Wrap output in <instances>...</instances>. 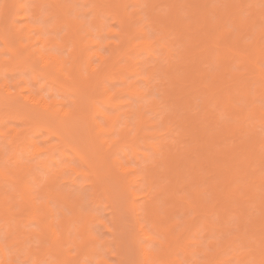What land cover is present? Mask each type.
Here are the masks:
<instances>
[{
    "label": "bare ground",
    "instance_id": "6f19581e",
    "mask_svg": "<svg viewBox=\"0 0 264 264\" xmlns=\"http://www.w3.org/2000/svg\"><path fill=\"white\" fill-rule=\"evenodd\" d=\"M71 1L5 0V3L3 2L0 6V16L2 17V19H0V29H2L0 40L3 42L4 46H14L11 45L12 42L10 43L8 36L6 35L8 27L12 26L13 30L18 35L17 37H20V40L18 39L20 46H41L37 48L35 47V54L34 52L33 54L35 57L37 54L39 59L45 60L46 62V64H44L46 65V70L43 68L45 70L44 72H38L33 66L32 55L21 57V55L15 54L13 60L10 61L11 63L8 61L9 64L7 63L8 59L2 60L0 58V264H24L25 260L27 258L29 259L31 256H34L36 259L33 264H39L44 254H55L56 252V254H59L62 252L65 255L68 250H64V245L66 246L69 243L74 244V241L78 246V253L76 256L74 254L75 258L80 254L81 257L82 255L88 257L94 254L98 255L97 251L99 249L97 250L96 244L102 239H99L92 231L91 226L94 221H100L101 218L100 216H96L93 210H83L84 197L81 192L82 190H78L79 179L77 178L85 176L87 179L91 180L90 176L93 175L95 177H93L94 183L91 182V184H94L93 187H95V190L91 193V200L94 197L93 195H95L96 198L97 191L105 184L102 183L103 185H101V187L99 186L100 181L102 182L103 180V178L101 180L100 177L101 173L99 175V171L94 166L95 164L87 159L89 156L86 158L84 155L85 153L82 152L83 149H80L77 144H74L75 141L76 143L83 145L84 149L87 147L88 149L92 148V152L95 154L93 157L102 160V165H106V162L108 163L107 157L111 158L114 153L118 154L119 149L124 150L125 147L132 148L131 150L134 152L133 155L136 157L137 165L140 163L138 155L142 154L145 157V164L137 167L126 166L122 160L118 159V157L115 158L117 155L110 161L111 163H116L119 166V169L125 174H132L128 190L130 200H128L130 202V209L134 214L136 231L132 237H134L135 242L141 251L140 264H174L176 259H174V257L177 255L178 250L185 253V257L187 258L194 252L203 251L205 260L200 262L195 259V264H231L230 260L232 257L236 258V253H231L230 251L232 249L236 251L235 247L238 242L246 244L248 242V246L251 248L249 252L250 258L255 256L253 259H257V262L256 260L254 261L257 264H261V261H264V103L262 100H260L261 103H257V101L259 102L260 98L264 101V41H262V38L264 37V14L257 13L256 9L253 18L243 20L242 16L239 14L243 11L244 6L246 7V4L248 5L249 0H230L229 3L226 1L227 4L224 3L226 7L222 10L223 12L221 11L222 14L216 12L219 8H217V10L216 8H211L212 5L208 3L209 0H186L184 4L180 2L181 0H168L169 2H167L170 4L169 7L171 9L169 10L170 21L173 22V26L177 32L176 36L181 38L183 36L182 29L184 30L185 27H189V29H194L196 33L194 34L196 35V39L194 36L195 40H192L191 42V44L193 43L192 46L205 47L204 50L202 49L204 54L201 53L202 51H200V54L195 53L197 59L194 55L195 57H192L193 61L187 65L188 68L186 71V66L182 69L186 73L179 77L175 74L176 71L179 74L178 68L177 70L173 68L176 65L173 64V62L179 60L176 59V61H172V58L174 57L173 51L168 47L171 45L165 40L171 32L166 28V25L162 24L166 21L164 22L163 19H161L162 15H158L160 12L156 14L157 10L160 9H157L154 5V0L150 1L154 3V7L151 8V13L156 17V21H154V19L153 22H155V24L157 22V24L160 25L158 26L160 34L158 32L154 37L147 36L148 32L146 33L145 28L142 27L143 24L141 27L138 26L139 30L136 32L134 31V36H132L133 34L130 30H133L132 23L125 21L124 17L126 16V13L127 15L130 14L132 21V18H136L135 15L140 11L137 9L128 13L124 6V0H73L74 3L77 1H83L84 5L92 6L91 10L93 11L94 16L93 19L88 22L83 21V17L82 19L79 17V15L82 14L79 13V11L76 12V15H74L75 17L71 15L72 11H75L76 9ZM109 1L112 2L109 4ZM134 2L138 4L139 0H134ZM144 2L145 1H143V3ZM251 2L254 4V1L251 0ZM146 6L148 5L146 4ZM263 6H261V8ZM182 7L185 9L182 11L184 12L187 10L188 14L186 15L191 17L190 19L192 20L186 22L183 19V15H180V13H182L180 10ZM256 7L258 6L256 5ZM145 8L143 5V9ZM155 8L157 9L156 13ZM212 11H215L216 14L219 13L222 16V20L229 19L228 21H232L231 23L236 26L238 32L235 34L233 30L225 28L222 24L224 22H213L210 16ZM103 13L107 14V16L112 15L114 19L119 18L118 20L121 22L119 25L120 28L117 30L111 29L110 27L106 28V19ZM164 15H166V13ZM103 16L104 18H102ZM196 16H198V19L199 16L202 18V20L199 19L202 21L201 23L199 21V24L194 22L193 19ZM154 17H152V19ZM152 19L150 16V20ZM16 20H22L23 24L19 26L16 23ZM87 23H89V26ZM1 24L3 25L2 27ZM168 25L170 24L168 23ZM64 26L68 27V31L64 35L59 36L58 33ZM91 26H93V29ZM94 27L97 29V32H94ZM171 27L172 25L169 28ZM256 31L258 34H256L255 39L253 40L252 37L253 41H248L247 43L245 37L255 35ZM104 32H106V34L111 32L121 35L120 41L114 42V46H118L119 50L115 49L117 53L115 52L116 58L114 60L111 58L114 56V51L109 55H104L102 52H96L101 56L103 61L101 62L102 64H98L100 67L98 65V68L97 66H95L96 68L93 67L94 69L92 70L95 72L94 75L93 72L91 73V76L89 75L88 78L92 77L90 80L84 79L83 65L87 64L85 66L89 69L91 61L89 60L90 62H88V60H85L87 55L85 52V54L82 53L81 50H83V48L80 51L78 50L76 55L74 54V58H66L61 54L46 52V46H69V41H71V44L74 46H111L113 41H104ZM192 32L194 33V31ZM139 34L141 35V39L135 44L131 37L135 39V35L139 36ZM117 36L119 37V35ZM23 39H26L27 42L24 43ZM157 44H160L161 47L163 46L167 51L165 59H167L168 68L167 64L165 65L166 60H164L165 63L163 64L166 66V71L164 70V72L161 70V72H164V76L167 72L170 75V77L168 75L169 79H173V82L176 84L173 90L171 89V92L168 94H177L180 99V101L177 102V107L181 104H185L188 106V109L186 106L183 107L191 112L192 108L190 109V107L193 106L192 101L195 96L198 95V98L201 96V98H203L204 95L205 103L203 101L202 104L204 105L203 107L206 108L205 113L210 111L214 104L217 105V103H219V105L222 103L221 105H224V108L226 105V107L231 110L229 117L232 118V122L227 123L225 120L226 123H221L220 125L216 118L217 121L214 119L211 120V118L209 119V115H207L208 118H203L200 114L201 111L197 112L195 111V108L192 112L195 114L198 113L199 115L192 114L191 112V114H187L185 117V127L190 132V135L188 136L187 133L184 135L190 137L193 134V142L196 141L195 143L197 144L194 146H197L198 148L202 145L200 141H204L205 144L207 143L206 146L204 144V148L208 147L205 154L203 153L206 151V148L205 151H202L203 153L199 151L201 148L197 151V147H195L196 149H194V151L190 150L191 146L189 147V150H183L181 152L179 150V152L175 153L178 151L176 150L173 153H167L161 147V150L164 152L160 157L159 155L162 151H160L159 147L163 144L158 147L159 142H157L158 145L154 142L158 133L157 131L147 130L148 128L155 127V125L151 122L150 118L147 117L148 114L146 115L147 111L155 110L159 103L156 99L149 97V99L145 100L148 95L147 93H149L153 87L151 83L154 82L152 79L156 67L155 69H152V65H154L153 63L151 65L152 70L148 69V71L144 72L147 74L143 75L144 70H139V67L141 65L144 66V62L141 59L138 60V58L136 61L133 60L134 62H132V58L131 62H129L132 64L127 63L124 67H117V56L129 55L127 53L133 48L131 46H141L145 49L148 52V61L146 62L149 63V60L157 55L155 53L156 48L154 47ZM190 47L191 46H189V48ZM164 49L162 50L164 51ZM1 53L2 50H0V54ZM157 56H160V54ZM179 56H181V54ZM88 57L86 59H88ZM157 58L158 57H153V60H156ZM211 58H214L213 61H216V69L213 67L214 71H220L219 73H211V68L208 69L210 71H206V69L203 70L204 68L202 69L201 62L203 60L208 61L209 59L211 61ZM127 59L130 61V57ZM159 59H161V57H159ZM162 59H164V55ZM141 61L143 64L140 65V63H142ZM176 63L178 64V62ZM184 63L186 62L184 61ZM233 64L237 65L239 69L238 71L233 72ZM207 67L209 68V65H207ZM16 68L24 73L30 70L32 76L29 79L19 78L12 84V88L11 82L8 80V73H10V71L13 72ZM218 68L220 70H217ZM116 69L117 71L114 72ZM173 69L175 72H173ZM123 73L128 75L131 74L132 77L133 75H137L138 78L137 80L136 78L133 79L130 83L127 81L128 84L125 86L124 83L121 82L124 88L119 87L116 88V90H111V88H109V82L105 85L106 80L110 81L112 84V81L115 77L117 79V76H120L122 81L126 82ZM160 74L162 75V73ZM172 74L173 76L171 78ZM209 74H212L210 75L211 77ZM39 76L40 78L43 77L44 82L36 88L34 84L39 81ZM128 77H130V75ZM156 77L154 78L156 79ZM141 79L147 81L145 87H138L141 84L138 85V82L142 81ZM22 83H25V86L23 85L24 87L22 86ZM47 84H49L51 88L49 89L50 96H52L55 89L59 90L60 95L63 98L61 96L60 98H46L45 96H42L41 89L48 86ZM79 84H81V87ZM163 84L165 83L163 82L162 85L159 84V86L163 87ZM177 85H181V87H177ZM123 90L127 91V93L129 92L131 94L130 97L135 98L137 103H124V105L128 104L126 105L128 106V109L122 111V109L120 110L119 108L121 103L119 101L123 99L118 100L117 98H119L118 95ZM164 91L165 90L162 91L163 94ZM71 95L73 97H71ZM18 98L24 99L31 104L30 106L35 108L41 106L43 114H41V112H36V109L29 112H19L18 104L15 105V100ZM162 98L164 99V97ZM198 102H200V100ZM68 103L69 107L67 106ZM170 103L172 104V102ZM198 104L199 103H197V105ZM124 105L121 103L122 108ZM107 106H113L114 111L111 113ZM171 106H173V104ZM159 107H162V105H159ZM215 108L216 107L211 110H215ZM155 111L157 114V110ZM155 111L153 112L155 113ZM164 111H166V109ZM185 112L186 111H184V113ZM17 113L21 115L19 116L21 120L26 121L27 127L24 129L11 128L6 130L5 123L8 122L7 120L11 115H17ZM178 115L181 114L178 112ZM178 115L177 117L174 115V117L177 119ZM163 117V120H166V117ZM55 120H57V122ZM161 120L162 119H159V121ZM178 120H180V118H178ZM248 121L249 123H246ZM246 124L249 125L245 127ZM250 124H252L251 127ZM118 125L121 126V128L119 127V133H116V127ZM59 128L62 133L67 134V138L71 136V141H73L74 138V143L68 141L66 137H63V135L56 130H59ZM166 128L167 129L165 130L169 131L168 134H171L170 131L172 128L170 124L168 126L166 125ZM93 129L95 130V133ZM42 130H46L49 137L55 136L56 139L58 138V142L53 144L50 143L45 146L40 145L37 140H35L34 135H36L37 132L42 133ZM143 132L145 138L143 141L145 140L144 142L148 146H146V148H152L151 153L146 151L139 153V151H137V146L140 144V142L137 143V140L142 137L140 135ZM114 133L118 135L115 136ZM132 133H135V136H133ZM31 134L33 136H31ZM220 137L226 140L225 143L223 139L221 141L218 140ZM151 138H154V141ZM190 139H192V137ZM6 141L10 142L9 144L14 148L15 155L13 157L15 158L18 157L16 153H19V151L25 154L30 153L33 156H44V158L39 160V164L45 166L51 159L53 151L56 148L62 149L64 146L67 149L63 148L62 153L66 154V151L71 150L82 162V165L75 166L71 164L65 169L55 171L51 178H49L46 188H44V199L38 201V195L36 196L35 191L30 186L31 179L29 176L32 170L31 164L17 159L18 161L15 164L16 167H9L7 162L8 160L10 161L12 157L8 158L6 156V148L4 147L5 145H3ZM219 142L224 143H220L221 148ZM171 144L175 146V143L171 142ZM218 144L219 147H217ZM104 145L105 149H102V146ZM165 145L166 144L164 143V146ZM167 147L170 146L168 145ZM182 148L183 147H181V149ZM125 151L126 150L123 151L124 154L128 153V151ZM197 152L201 159L198 155L194 156L195 153L198 154ZM201 155L205 156L204 158L206 160L203 159V161ZM197 157L200 160L195 168ZM95 158L93 161H95ZM221 159L224 161L222 160L223 162H221ZM204 162L207 164H204ZM254 163L258 165L257 168H259V171L261 170V172L254 170V168L257 169ZM253 164L255 165L254 167H252ZM204 165L207 167L209 166L205 169L208 170V173L205 171V174H208L206 176L202 174L204 170L200 172V169L206 167ZM186 170L189 172L188 178L190 179L191 177L193 180L191 181L194 183L193 184L188 180L187 185L191 184L190 188H192V186H195V188L193 187V189H190L187 193H183L185 192L184 190L179 193L182 188L179 186L180 183L182 182L181 185H183L184 181H187V179H184V172H186ZM62 172L65 173L62 174ZM111 176L113 177V175ZM165 176H167V178ZM163 178L169 180L167 181L165 179V182ZM60 179H64L65 182L69 181V184H72L74 188L67 191L60 189V184L58 183ZM212 179L215 180L212 181ZM142 183L143 186H146L141 188L140 186ZM204 185L209 186L207 189L211 188L210 191H212L213 198H211L210 204H208V198L203 195V192L205 191H202V189L206 190V188L201 187ZM11 187L19 192V203L18 201L13 200L10 192ZM183 187L185 188V186ZM188 187L186 186V191ZM107 190H109V188ZM52 201L54 202V205L52 204ZM58 202H60L63 207L57 206ZM17 203L18 205H16ZM65 208L69 210L70 215ZM179 212L187 215V218L184 221V226L177 218ZM192 213L196 215V219L189 217ZM27 216L29 217L27 218ZM231 216H235L239 219L236 226L231 225ZM213 217L218 218V224L213 222L215 219H213ZM28 221L37 223L38 227L29 231L23 229L22 224L26 225L28 224ZM76 221L82 222V225H76L77 227L81 225L77 230L80 240L77 239L78 237L72 239L70 236L71 225L76 223ZM101 223L103 224V222ZM199 224L208 227L211 236L214 238L209 241V250H204L201 247L196 250H191L189 248V244H199L198 241L189 240L188 237L191 233L196 234L195 231H198ZM228 224L231 226L229 225L226 227ZM233 225H235V223H233ZM231 229L234 230L232 231ZM227 230H231V232L225 235L224 233ZM226 233H228V231ZM21 235L23 236L20 237ZM33 236L39 238L41 247L37 249L29 248L27 254H25L27 258L23 259L21 257V252L26 248L25 244L27 240H30ZM46 240L49 245H45ZM244 257L242 253L239 262H243ZM64 260L66 259L64 258ZM176 261L178 264H181L180 259H176ZM74 264L87 263L76 262ZM99 264L110 263L102 258L99 261Z\"/></svg>",
    "mask_w": 264,
    "mask_h": 264
},
{
    "label": "rangeland",
    "instance_id": "374dc122",
    "mask_svg": "<svg viewBox=\"0 0 264 264\" xmlns=\"http://www.w3.org/2000/svg\"><path fill=\"white\" fill-rule=\"evenodd\" d=\"M11 1V0H10ZM68 2H70L71 0H67ZM126 1V2H125ZM142 1V2H141ZM139 0V3L137 4V3H135L134 2V0H124V3H125V7H126V11L128 12V13H130L131 11H133V10H137V9H139L138 11H140V12H138V14H136L135 15V17L136 18H132V21H131V17H130V14L129 15H127V13L125 14L126 16L124 17V19H125V21H127V22H131L132 23V26H133V30L132 29H130L132 32V34L133 33H135L137 30H139V27H141L142 26V24H143V26L142 27H144L145 28V31H146V33H147V36H149V37H154L158 32H159V34H160V29L158 28V26H160V25H158L157 24V22H156V24H155V22H153V20L156 18V17H154L153 16V14L151 13L152 12V7H154V5L157 7V9H160V10H157L156 8H155V13H156V10H157V13L156 14H158L159 12V14L158 15H162L161 16V19H163V21L165 22V23H162L163 25H166L167 27L166 28H168V30L171 32L170 34H169V36H168V38H166L165 40L166 41H168V43L171 45V46H168V47H170L171 48V51H173V60L172 61H176V59L177 60H179V61H176V62H178V64L176 63V62H173V64H176L173 68L175 69V70H177V68H178V72H179V74L177 73V71H176V75H178L179 77H181V75L182 74H185L186 72V69L188 68V66L187 65H189V63H192V61H193V56L195 55L196 56V54L197 53H199L200 54V51H202V49L204 50L205 49V47L204 48H202V46H192V44H191V42H192V40H195L196 39V35H194V34H196L195 33V30L194 29H189V27H185V31L182 29V33H183V36L181 37V38H179L178 36H176L177 35V32H176V30H175V28H174V26H173V22L172 21H170L171 19H170V12H169V10H171L170 9V7H169V1L168 0H154V2H155V4L154 3H152V2H150L151 0ZM143 1H145L144 3H143ZM161 1V2H160ZM168 1V2H167ZM205 1H208V0H205ZM214 1V2H213ZM218 1V2H217ZM226 1H228L227 3H229L230 2V0H209L208 1V3L210 4V5H212L211 6V8H216V10H217V8H219L218 9V11H216V12H220V14H222V10H224V8L226 7L225 6V4H227L226 3ZM235 1H237V0H235ZM252 1H254V4L251 2V0H249V3H248V5L246 4V7L244 6V9H243V11H241L240 13L241 14H239V15H241L242 16V19L243 20H249V19H251V18H253V14L256 12V9H257V13H260V14H264V0H252ZM3 2L5 3V0H0V6L3 4ZM76 2V1H75ZM112 2V1H111ZM110 1H109V4L111 3ZM142 4H141V3ZM148 2V3H147ZM159 4H158V3ZM181 3H185L186 2V0H181L180 1ZM213 2V3H212ZM258 2V3H257ZM263 2V3H262ZM71 3H72V5L74 4V7L76 8L75 9V11H72V13H71V15H76V12H78L79 11V13H82V14H80L79 15V17H81V19H82V17L85 19H83V21H91L92 19H93V11L91 10V5H84L83 4V1H77L76 3H74L73 2V0L71 1ZM152 3V4H151ZM222 5H221V4ZM225 3V4H224ZM146 4L148 5V6H146ZM154 4V5H153ZM214 4V5H213ZM217 4H218V6H217ZM143 5H144V8L145 9H143ZM209 5V6H210ZM250 5H251V9H250ZM256 5L258 6V7H256ZM169 7V9H168V7ZM261 6H263L262 8H261ZM140 7H141V9H140ZM223 7V8H222ZM247 8V9H246ZM254 8V9H253ZM187 9V8H186ZM141 10H143V11H141ZM181 12L182 13H184V14H182V13H180V15L183 17V19L187 22L188 20H192V19H190L191 17H188V15H186V14H188L187 12V10L186 11H182V10H185L184 9V7H182L181 9ZM168 11V12H167ZM222 11V12H221ZM216 12L215 11H212L211 13H210V16H211V18H212V20H213V22H219V21H221V23L222 22H224V23H226V24H224V23H222L223 25H224V27L225 28H227V29H229V30H233L234 32H235V34L238 32V29L236 28V26H234V24H232L230 21H228V20H222V16L219 14V13H217L216 14ZM106 13V12H105ZM139 13H141V14H139ZM150 13V14H149ZM166 13V15H164ZM249 13V14H248ZM250 13H252V14H250ZM149 14V15H148ZM103 15H105V19H106V21H105V26H106V28H108V27H110L111 29H118V28H120L119 27V25L121 24V22H120V20H118L119 18H113V16L112 15H110V16H107V14H104L103 13ZM250 15V16H249ZM261 15V16H262ZM150 16H151V19H152V17H154L152 20H150ZM218 16V17H217ZM75 17V16H74ZM197 17V18H196ZM196 17H194V22L195 23H198L199 24V22L201 23L202 21V18H200V16H199V19H201V20H199L198 19V16H196ZM221 17V18H220ZM102 18H104V16L102 17ZM141 18V19H140ZM0 19H2V17L0 16ZM137 19V20H136ZM198 19V20H197ZM215 19V20H214ZM135 20V21H134ZM169 20V21H168ZM118 21V22H117ZM140 21V22H139ZM154 21H156V19L154 20ZM199 21V22H198ZM153 22V23H152ZM216 22V23H217ZM229 22V23H228ZM16 23L20 26V25H22L23 24V21L22 20H16ZM90 23V22H89ZM89 23H87L88 24V26H89ZM168 23L170 24V25H168ZM145 24V25H144ZM148 24V25H147ZM155 24V25H154ZM215 24V23H214ZM90 25H92V24H90ZM172 25V27L171 28H169L170 26ZM233 25V26H232ZM3 25L1 24V27H2ZM139 26V27H138ZM231 26V27H230ZM93 26H91V28H92ZM138 28V29H137ZM158 28V29H157ZM174 30H173V29ZM93 29V28H92ZM94 29H95V27H94ZM147 29V30H146ZM188 29V30H187ZM1 30L2 29H0V33H1ZM237 30V31H236ZM67 31H68V27H66V26H64L63 28H62V30L60 29V32L58 33V35L59 36H62V35H64L65 33H67ZM135 31V32H134ZM192 31H194V33L192 32ZM94 32H97V29H95L94 30ZM105 34H104V41H106V42H112L113 41V43H111V46H74V45H72L71 43V41H69V46H46V48H47V51L46 52H53V53H57V54H61L62 56H65L66 58H74V54L76 55V52H78V50L80 51L82 48H83V50H81L82 51V53H86V55H87V57L88 56H90V57H88V59H86L85 58V60L87 61L88 60V62H90V64L89 65H91L90 66V68L88 69V67L87 66H85V65H87V64H84L83 65V69H84V71H83V73H84V76H85V78L84 79H88V80H90L92 77H90V78H88L89 77V75L91 76L92 74V72H93V70L92 69H94V68H96L95 66H97L98 64H102L101 62L103 61L102 60V58H101V56L100 55H98L96 52H98V53H101L102 52V54H104V55H109L110 53H112L113 51H114V56H112L111 58L114 60L115 58H116V56H115V49H117V50H119L118 49V46L116 47V46H114L115 45V43L114 42H118V41H120V37H121V35L120 34H114V33H107L106 34V32H104ZM234 34V35H235ZM256 34H258L257 33V31H256V33H255V35H253V36H247V37H245V40L247 41V43H248V41L249 42H252L254 39H255V37H256ZM6 35L8 36V39H9V41H10V43H11V45H14V46H4V44H3V42L0 40V50H2V53L0 54V58L2 59V60H6V59H8L7 60V63H8V61H9V63H11L10 61L11 60H13V58L15 57V54L16 55H21V57L23 56H28V55H32L33 57H32V63H33V66L38 70V72H44L46 69H45V67H46V65H44V64H46V62H45V60H41V59H39L38 57H37V54H36V57L34 56V54H35V47L37 48V47H41V46H20V44H19V41H18V39L20 40V37L18 38L17 36V34L15 33V31L13 30V27L12 26H9L8 27V31H7V33H6ZM117 35H119V37L117 36ZM131 35V34H130ZM132 36H134V34L132 35ZM194 36H195V39H194ZM131 37V36H130ZM198 37V36H197ZM252 37H253V40H252ZM118 38V39H117ZM171 38H173V39H171ZM251 38V39H250ZM131 39L132 40H134V43L136 44V43H138V40L140 41V39H141V35L139 34V36L137 35H135V39H133V37H131ZM176 39V40H175ZM190 39V40H189ZM103 40V39H102ZM131 40V41H132ZM262 41H264V37L262 38ZM23 42L24 43H26L27 41H26V39H23ZM134 43H132V44H134ZM172 43H173V45H172ZM121 46V45H120ZM159 46V47H158ZM189 46H191L190 48H189ZM116 47V48H115ZM122 47H123V45H122ZM131 47H133V48H131L129 51H128V53L127 54H129V55H122V56H117V58L118 59H116L117 61H118V63H117V67H124L125 65H127V63H129V62H131V59H132V62H134L133 60H137V58H138V60L139 59H141V60H143V62H144V66L143 65H141V64H143V62L142 63H140V65L142 66H140L139 67V70H141V71H143V75L144 74H147V73H144V72H146V71H148V69L150 70L151 69V67H152V69L154 68L155 69V67H156V70H155V73H154V77H156V79L153 77V79H152V81H154L153 83H151V85H153V87L151 88V91L149 92V93H147L148 95L146 96V98H145V100H147V99H149V98H152V99H156L157 100V102L159 103L158 104V107L155 109V110H157V114H156V111L155 110H149V111H147V113H146V115H147V117L148 118H150V120H151V122L155 125V127H151V128H148L147 130H149V131H157V133H158V135H157V138L156 139H154V138H151L155 143H157V142H159V145H158V143H157V145H158V147L161 145V144H163L162 146H160L159 148H160V151H162L161 149L163 148V150L164 151H166L167 153L168 152H171V153H173V152H175L176 150H178V151H176L175 153H177V152H179V150H180V152L181 151H185V150H189V147H190V150H193L194 151V149H196L195 147H197V146H194V145H197L195 142L196 141H194L193 142V134L190 136V137H188L190 134V132L186 129V127H185V124H186V121H185V117L187 116V114L189 115V114H191V112L192 111H194V108L196 109L195 111H197V112H199V111H201V116L204 118V117H207L208 118V116L207 115H209V119L211 118V120H215V121H219L218 122V124L220 125L221 123H228V122H232V118L231 117H229L230 115V111L231 110H229L228 109V107H226V105H225V108H224V105L222 106L221 104L222 103H220V105H219V103H217V105L216 104H214V106L211 108V109H214V107H216L215 108V110H211L210 109V111H208V112H210V113H205L206 112V108H204L203 106V101H204V103H205V100H204V95H203V98H201V97H199L198 98V95H196L195 96V98H194V100L192 101L193 102V106H191L190 107V109L192 110H190L191 112H189L187 109H188V106H186L185 104H181L179 107H177V102H179L180 101V99H179V97L177 96V94L176 95H174V93H172V94H168V93H170L171 92V89L173 90V88L175 87V83L173 82V79H169V77H170V75L167 73H165V76H167V77H165L164 76V72L166 71L165 70V68H166V64H167V68H168V62H167V59H165V57L167 56V51L164 49V47L162 48L161 46H160V44H157L156 46H154L155 48H156V50H155V53L158 55V54H160V56H153V57H158L157 59H159V57H161V59H159V60H153V57L149 60V63L148 62H146V61H148V52L145 50V49H143L141 46H131ZM161 47V48H160ZM80 48V49H79ZM119 48H121V47H119ZM158 48V49H157ZM173 48V49H172ZM243 48H244V46H243ZM162 49H164V51L162 50ZM193 49V50H192ZM136 50V51H135ZM199 50V51H198ZM31 51V52H30ZM100 51V52H99ZM198 51V52H197ZM33 52H34V54H33ZM73 52V53H72ZM166 52V53H165ZM204 51H202L201 53H203ZM84 53V54H85ZM88 53V54H87ZM117 53V52H116ZM196 53V54H195ZM73 54V55H72ZM93 54H94V56H93ZM96 54V55H95ZM165 54H166V56H165ZM181 54V56H179ZM204 54V53H203ZM203 54H201V55H203ZM73 57H72V56ZM163 55H164V59H162V57H163ZM132 56V57H131ZM194 56V57H195ZM204 56V55H203ZM128 57H130V61L127 59ZM182 57V58H181ZM185 58V60H184V58ZM90 58V59H89ZM110 58V59H111ZM179 58V59H178ZM180 58H181V60H180ZM196 59H197V56L195 57ZM37 59V60H36ZM111 59V60H112ZM122 61H121V60ZM188 59V60H187ZM190 59V60H189ZM198 59H199V56H198ZM214 59V58H213ZM213 59L211 58V61H210V59L208 60V61H202L201 63V66H202V69L203 70H205L206 69V71L208 70V69H210V70H212V71H210V70H208V71H210L211 73L212 72H215L214 71V68L213 67H215V69H216V61H213ZM90 60V61H89ZM128 60V61H127ZM164 60H166V63H165V61ZM195 60V59H194ZM126 61V62H125ZM155 61V62H154ZM161 61V62H160ZM184 61L186 62V63H184ZM213 61V62H212ZM159 62V63H158ZM8 63V64H9ZM145 63H148V64H145ZM151 63V64H150ZM154 63V65L155 64H157V65H152ZM163 63H165V65L163 64ZM214 63V64H213ZM236 64H238L237 62H235ZM41 64V65H40ZM129 64H132V63H129ZM163 64V65H162ZM181 64H182V66H181ZM209 65V68L207 67V65ZM236 64H233L232 65V70H233V72H236V71H238L239 69H238V67H237V65ZM123 65V66H122ZM152 65V66H151ZM160 65V66H159ZM203 65H204V67H203ZM99 67H100V65H98ZM98 66H97V68H98ZM146 66H147V68H146ZM157 66H158V68H157ZM165 66V67H164ZM185 66H186V68H185ZM94 67V68H93ZM103 67V66H102ZM116 67V66H115ZM161 67H163V68H161ZM176 67V68H175ZM45 70H44V69ZM88 70H87V69ZM145 68V69H144ZM185 68V71H183L182 69H184ZM82 69V70H83ZM151 69V70H152ZM158 69H160V70H158ZM173 69V72H175V70ZM16 70H19V71H21L20 69H18V68H16L13 72H11L10 71V73H8V80L11 82V87H12V84L15 82V81H17L19 78H26V79H29L31 76H32V72H30V70H28V71H26V73H24V72H19V71H16ZM157 70H158V72H157ZM161 70L162 71H164V72H161ZM182 70V71H181ZM217 70H220L219 68L217 69ZM235 70V71H234ZM117 71V69L114 71V72H116ZM160 71V72H159ZM243 71V70H242ZM95 72V71H94ZM94 72H93V75H94ZM150 72V71H149ZM183 72V73H182ZM217 73H219L218 71H216ZM215 72V73H216ZM160 73H162V75L160 74ZM24 74V75H23ZM124 74V76H125V78H126V82H123L122 81V79L120 78V76L118 77L117 76V79H116V77H115V79L112 81V84H111V82L110 81H107L106 80V83H105V85L108 83L109 84V88H111V90H116V88H119V87H122V88H124V86L126 85V84H128V83H130L133 79H135L136 78V80H137V75H133V77L131 76V74H129L130 75V77H128L129 75L128 74H126V73H123ZM157 74V75H156ZM87 75V76H86ZM128 75V76H127ZM168 75H169V77H168ZM210 75H212V74H209V76ZM22 76V77H21ZM123 76V75H122ZM172 76H173V74L171 75V78H172ZM229 76V75H228ZM163 77V78H162ZM211 77V76H210ZM129 80H128V79ZM161 78H162V80H161ZM229 78V77H228ZM38 79H39V81L37 82V83H35L34 85H35V87L36 88H38L41 84H43V82H44V79H43V77H41L40 78V76L38 77ZM63 79V78H62ZM160 79V80H159ZM164 79V80H163ZM230 79V78H229ZM115 80H117V81H115ZM120 80V81H119ZM142 81H139L138 82V87H145V83L147 84V81L146 80H143V79H141ZM166 80V81H165ZM127 81H129L128 83H127ZM135 81V80H134ZM144 81H146V82H144ZM151 81V82H152ZM158 81V82H157ZM121 82L122 83H124V86L121 84ZM165 83V84H163V87L162 86H159V84L160 85H162V83ZM158 83V84H157ZM168 84V85H167ZM25 86V83H22V86ZM48 86H45L44 88H42L41 90H42V92H41V95L42 96H45L46 98H60V92H59V90H55L54 89V91H53V94H52V96H50V90L49 89H51L50 88V85L49 84H47ZM80 85V87H81V84H79ZM167 85V86H166ZM21 86V87H22ZM23 86V87H24ZM108 86V85H107ZM146 87H147V85H146ZM156 87V88H155ZM166 89H165V88ZM177 87H181V85H177ZM13 88V87H12ZM161 88V89H160ZM163 90H165L164 91V94H163ZM167 90H169V91H167ZM159 91V92H158ZM56 92V93H55ZM59 92V93H58ZM166 92V93H165ZM28 93V92H27ZM58 93V94H57ZM124 93V94H123ZM154 93V94H153ZM160 93V94H159ZM57 94V95H56ZM121 97H120V96ZM118 95V97L119 98H117L118 100L119 99H123V100H120L119 102H121L122 103V105H124V103H129V102H134L135 104L137 103V100L135 99V98H131L130 97V93L128 92L127 93V91H125V90H123V91H121V93ZM172 95H173V97H176V98H173L172 97ZM55 96V97H54ZM70 96V95H69ZM153 96V97H152ZM62 97V96H61ZM71 97H73L72 95H71ZM70 97V98H71ZM149 97V98H148ZM162 97H164V99L162 98ZM170 97H172V98H170ZM63 98V97H62ZM166 98V99H165ZM178 98V99H177ZM197 98V99H196ZM65 99V98H64ZM135 99V100H134ZM69 100V99H68ZM68 100H66V101H68ZM127 100V101H126ZM175 100V101H174ZM200 100V102H198V101ZM260 100H262V102L264 103V101H263V99L262 98H260L259 99V102L257 101V103H261L260 102ZM126 101V102H125ZM165 101V102H164ZM170 102H172V104H173V106H174V108H173V106H171L172 104L170 103ZM199 103L198 105H197V103ZM121 103H120V105H119V108H120V110L122 109V111L123 110H126V109H128V106H126V105H128V104H125L124 106H123V108H122V106H121ZM133 103V104H134ZM166 103V104H165ZM169 103V104H168ZM262 103V104H263ZM18 104V105H17ZM22 104V105H21ZM165 104V105H164ZM171 104V105H170ZM202 104V105H201ZM15 105H17L18 107H19V112H29V111H32V110H35L36 112H41V114H43V111H41V106H38V107H33V106H30L31 104L29 103V102H27V101H25L24 99H21V98H18L17 100H15ZM159 105L161 106L162 105V107H164V108H162V107H159ZM176 105V106H175ZM196 105V106H195ZM201 105V106H200ZM68 107H69V103H68V105H67ZM183 106H186V108L187 109H185ZM217 106H219V107H217ZM221 106V107H220ZM108 107V109H109V111L112 113L113 111H114V107L113 106H107ZM182 107V108H181ZM197 107H198V109H197ZM33 108V109H32ZM169 108H170V110H169ZM172 108V109H171ZM176 108V109H175ZM178 108V109H177ZM183 108H184V110H183ZM204 108V109H203ZM26 111H25V110ZM163 109V110H162ZM166 109V111H164ZM217 109H219V110H217ZM21 110V111H20ZM22 110H24V111H22ZM43 110V109H42ZM162 110V111H161ZM168 110H169V112H168ZM179 110V111H178ZM183 110V111H182ZM205 110V111H204ZM217 110V111H216ZM224 110H225V112H224ZM153 111H155V113L152 112ZM172 111H173V113H172ZM184 111H186L185 113H184ZM18 112V111H17ZM18 112V113H19ZM150 112V113H149ZM178 112H179V114H181V115H178ZM184 114H183V113ZM218 112V113H217ZM17 113V115L16 114H14L13 116L11 115V117H9V119L7 120L8 122H6L5 123V128H6V130H9V129H11V128H16V129H24V128H26L27 127V124H26V121H24V120H21L20 118H19V116H21L20 114H18ZM165 113V114H164ZM172 115V117H171V115ZM226 113V114H225ZM192 114H195L194 112H192ZM203 114V115H202ZM223 114V115H222ZM174 115L177 117V115H178V118H180V120H178V118L176 119L175 117H174ZM195 115H199L198 113L197 114H195ZM219 115V116H218ZM226 115V116H225ZM44 116V115H43ZM45 116H48V115H45ZM160 116V117H159ZM163 116H165L166 117V120H165V123H164V120H163ZM168 116H169V118H168ZM223 116V117H222ZM162 117V118H161ZM200 117V116H199ZM202 117H200V118H202ZM221 117V118H220ZM217 120H216V119ZM59 119V118H58ZM99 119V118H98ZM159 119H162L161 121H159ZM167 119H169V120H167ZM201 120V119H200ZM225 120H226V122H225ZM56 122H57V120H55ZM59 121V120H58ZM169 121H171V122H169ZM180 121V122H179ZM249 121H251V120H249ZM249 121L248 122H246V123H249ZM59 123V122H58ZM156 123H157V125H156ZM175 124V126H174V124ZM120 124V123H119ZM165 124V125H164ZM170 124V126H171V131H170V133L171 134H168L169 133V131L168 130H165V129H167L166 128V125L168 126ZM179 126H178V125ZM120 125H122V124H120ZM132 125H133V123H132ZM177 125V126H176ZM183 125V126H182ZM215 125H217V124H215ZM247 125H249V124H246L245 125V127H247ZM251 125L252 124H250V127H251ZM213 126V125H212ZM121 128V126H117L116 128V133L119 131L118 130V128ZM157 127V128H156ZM253 127V126H252ZM119 128V129H120ZM184 128H185V130H184ZM249 128V127H248ZM247 128V129H248ZM153 129H155V130H153ZM250 129V128H249ZM252 129V128H251ZM259 129V128H258ZM57 131H59L62 135H63V137H66V139H68V141H70V142H72V143H74V141H75V139L73 138V141H71L72 140V138H71V136H69V138H67V134H64V133H62V131H60V128H59V130L58 129H56ZM94 130V129H93ZM43 131V132H42ZM41 132L42 133H38L37 132V134L36 135H34V138H35V140H37V142L40 144V145H42V146H45V145H48V144H53V143H56V142H58V138L56 139V137L54 136V137H49V134H48V132H46V130L44 131V130H42ZM166 131H168V132H166ZM134 132V131H133ZM162 132V133H161ZM35 133V132H34ZM94 133H95V130H94ZM116 133H114L115 134V136H117L116 135ZM119 133V132H118ZM163 133H165V134H163ZM187 133V135H184V134H186ZM113 134V135H114ZM135 133H132V135L133 136H135L134 135ZM144 132L140 135V136H142V137H140L138 140H137V143L138 142H140V144H138L139 146H137V151H139V153L140 152H149V153H151V150H152V148H146V144H145V140L143 141V139H145L144 138ZM160 135V136H159ZM179 135V136H178ZM182 135V136H181ZM31 136H33L32 134H31ZM186 136V137H185ZM195 136V135H194ZM97 137V136H96ZM188 137V138H187ZM192 137V139H190ZM169 140H168V139ZM173 139V141H172V139ZM178 138H179V141H178ZM184 138V139H183ZM187 138V139H186ZM7 139H9V138H7ZM10 139H11V137H10ZM50 141H49V140ZM161 139V140H160ZM165 139V140H164ZM167 139V140H166ZM171 139V140H170ZM223 138H218V140H222ZM48 140V141H47ZM158 140V141H157ZM224 140V139H223ZM8 141H10V140H8ZM8 141H6V143L5 144H3V145H5L4 147L6 148H4L5 149V153H6V156L9 158V157H12L11 158V160L9 161L8 160V162H7V164H8V166L9 167H16V162L18 161L17 159H19L20 161H23V162H26V163H28V164H31V166H32V170H31V173H30V179H31V182H30V186H31V188L35 191V193H36V196L38 195V201H41V200H43L44 199V195H43V193H44V188H46V185H47V183H48V181H49V178H51V176L54 174V172L55 171H57V170H62V169H65V168H67L69 165H75V166H81L82 165V162L74 155V153L71 151V150H68V151H66V154H63L62 153V149L64 148V149H67V148H65L64 146L62 147V149H59V148H56L54 151H53V155H52V157H51V159L49 160V162L45 165V166H42V165H40L39 164V160L41 159V158H44V156H41V157H38V156H33V155H31L30 153H22L21 151H19V153H16L17 155H18V157H13L14 155H15V150H14V148H12L11 147V145L9 144L10 142H8ZM187 141V142H186ZM225 141L226 140H224V143H225ZM231 141H232V139H231ZM142 142V143H141ZM171 142H173V143H175V146L173 145V144H171ZM177 142V143H176ZM164 143L166 144L165 146H164ZM188 144V147H187V144ZM203 145H201V144ZM200 143H198V144H200L201 145V147L199 146V148L197 147V151L199 150V151H205V148H204V144H205V142L203 141H200ZM220 143H222V142H219V144ZM224 143H222V144H224ZM74 144H77L78 145V147L80 148V149H83L82 150V152L83 153H85L84 155L86 156V158H87V156H89L87 159L90 161V162H93L94 164V166L96 167V169L99 171V175H100V173H101V175H100V177H101V180H102V178H103V180H102V182L100 181V183H99V186L101 187V185H103V184H105V185H103L98 191H97V195H96V198H95V195H93L94 197L93 198H95V199H93L92 198V200H91V193H92V191L93 190H95L94 188L95 187H93V183H94V181H93V175L92 176H90V179L91 180H89V179H87L85 176H80L79 178H77V179H79L78 180V183H79V185H78V190H82L81 192H82V195H83V197H84V205H83V210L84 211H88V210H93V212H94V214L96 215V216H100V218L102 219H100V221L101 222H103V224L99 221V220H97V221H94V223H92V231L98 236V238L99 239H102V240H100V242H98L96 245H97V254L98 255H96V254H94V255H91L90 257H88V256H85V255H82V257H81V254L79 255V256H77L76 258L74 257V254H75V256L77 255V253H78V250H77V248H78V246H77V244H75V241H74V244H72V243H69V244H67L66 246L64 245V250H66L67 251V253L64 255L62 252H60L59 254H44L43 256H42V259L40 260V262H39V264H74V263H82V262H86L87 264H99V261L103 258V260L104 259H106L110 264H140L141 263V251H140V249L138 248V246H137V243L135 242V239H134V237H132V235L134 236V232H136L135 231V223H134V214H133V211L130 209V205H129V195H128V190H129V182H130V179L132 178L131 176H132V174H125L121 169H119V166L116 164V163H111L110 161L111 160H113V158L115 157V158H117L118 157V159H120V160H122L123 162H124V164L126 165V166H139V165H144L145 164V162H146V159H145V157L142 155V154H140V155H138L137 157L139 158V160H140V163H139V165H137L136 164V157L133 155V150H131L130 149V147L129 148H126L125 147V149L124 150H126L125 152H127L128 151V153H125L124 154V150L123 149H119V151H118V154H116V153H114V155H112L111 156V158H109V157H107L108 158V163L106 162V165H102L101 163L103 162L102 160H98L97 158H95V157H93V156H95V154L92 152V148L90 149H88V147L87 148H83V145H81V144H78V143H76V141H75V143ZM144 144H145V146H144ZM219 144L217 145V147H219ZM76 145V146H77ZM170 146V147H167V146ZM207 145V143L205 144V146ZM81 146V147H80ZM141 146V147H140ZM164 146V147H163ZM103 148L102 149H105V145L104 146H102ZM148 147V146H147ZM162 147V148H161ZM174 147V148H173ZM177 147V148H176ZM181 147H183L182 149H181ZM166 148V149H165ZM208 148V147H207ZM207 148H206V151L203 153V154H205L206 152H207ZM220 148H221V144H220ZM69 149V148H68ZM173 149V150H172ZM175 149V150H174ZM89 151V152H88ZM121 151V152H120ZM164 151H162L161 152V154L159 155L160 157L163 155V152ZM101 152H102V150H101ZM117 152V151H116ZM123 152V153H122ZM166 152H165V154H166ZM120 153V154H119ZM198 153V152H197ZM153 154V153H152ZM152 154H150V155H152ZM201 154V153H200ZM199 156V153L198 154H194V156ZM152 157V156H151ZM158 157V156H157ZM156 157V158H157ZM201 157H203L202 158V160L204 159V160H206L204 157L205 156H202L201 155ZM95 158V161H93V159ZM193 158H195V157H193ZM199 158H200V156H199ZM201 159V158H200ZM200 159H198V157L196 158V166H195V168L197 167V164H198V161L200 160ZM107 160V159H106ZM203 160V161H204ZM223 159H221L220 161L221 162H223L222 161ZM97 161H98V163H97ZM100 161V162H99ZM195 161V160H194ZM207 162V161H206ZM209 163V162H208ZM257 163V162H256ZM256 163H254L255 165H256V168L258 167V165L256 164ZM184 164H185V162H184ZM202 164V163H201ZM204 164H207V163H205L204 162ZM253 164V166L252 167H254L255 165ZM203 165V164H202ZM209 165V164H208ZM118 166V167H117ZM186 166V165H185ZM184 166V167H185ZM187 166H188V164H187ZM204 166H206V165H204ZM189 167V166H188ZM200 167H203V166H200ZM209 167V166H208ZM207 166L205 167V168H203V169H200V172L201 171H203L204 170V172H202V174L204 175V176H206V175H208L207 173H208V170H205V169H207L208 168ZM261 167V166H260ZM183 168V167H182ZM186 169H188L187 167H185ZM184 168V169H185ZM199 168V167H198ZM183 169V170H184ZM254 170L255 171H258V172H261V170L259 171V168H257V169H255L254 168ZM105 171V172H104ZM110 171V172H109ZM205 171L207 172L206 174H205ZM108 172V173H107ZM65 172H62V174H64ZM69 173V172H68ZM67 173V174H68ZM112 173V174H111ZM188 171L186 170V172H184V179H187V181L185 180L184 181V179H183V181H184V184L183 185H181L182 184V182L180 183V185L179 186H181L180 188H181V190L179 191V193H181V192H183V190L185 191V192H183V193H187L188 191H190V189L192 190L193 189V187L195 188V186H192V188H190V185L191 184H188L187 185V182H188V180H192L191 179V177H190V179L188 178L189 177V175H188ZM264 173V172H263ZM108 174H110V175H108ZM165 174V173H164ZM186 174V175H185ZM103 175V176H102ZM111 175H113V177L111 176ZM188 175V176H187ZM210 175V174H209ZM110 176V177H109ZM191 176V175H190ZM106 177V178H105ZM166 178H167V176H165ZM185 177H187V178H185ZM89 178V177H88ZM95 178V177H94ZM165 178V179H166ZM164 179V178H163ZM165 179H164V181H165ZM206 179V178H205ZM105 180V181H104ZM167 181L169 180V179H166ZM208 180V179H207ZM206 180V181H207ZM213 180H215V179H212V181ZM117 181V182H116ZM193 181V180H192ZM191 181V182H192ZM91 182H93L92 184H91ZM105 182V183H104ZM166 182V181H165ZM191 182H189V183H191ZM59 184H60V189H64L65 191H67V190H70V189H73L74 188V186L72 185V184H69L70 182L69 181H66L65 182V180L64 179H60L59 180V182H58ZM103 183V184H102ZM143 183H144V181H143ZM143 183L141 184V188L142 187H145V186H143ZM193 183V182H192ZM107 184V185H106ZM194 184V183H193ZM106 186H108V187H106ZM183 186H185V188H186V186L188 187L187 188V191L185 190V188L183 187ZM204 186H206V187H204ZM203 187H201V188H206V190L204 189H202V191H205V192H203V195L206 197V198H208V204H210L211 203V198H213L212 196V191H210L211 190V188L209 189H207V187H209V186H207V185H204ZM104 187V188H103ZM109 188V190H107ZM106 189V190H105ZM10 192H11V195H12V197H13V200L15 201H18V203H19V201H20V196L18 195L19 194V192H17L13 187H11V190H10ZM182 193V194H183ZM129 199V200H128ZM214 200V199H213ZM212 200V201H213ZM18 203L16 204V205H18ZM213 203V202H212ZM52 204L54 205V202L52 201ZM57 206H59V207H63V205L60 203V202H58V205ZM65 210L67 211V213L70 215V212H69V210L67 209V208H65ZM253 211V210H252ZM256 211V210H255ZM254 211V212H255ZM196 215L195 214H190L189 215V217H191V218H194V219H196L197 217H195ZM29 216H27V218H28ZM177 218H178V220H180L182 223H183V226H184V221H185V219L187 218V215L185 214H183V213H181V212H179L178 214H177ZM215 218V219H214ZM213 222H215V223H217L218 224V218H216V217H213ZM217 219V220H216ZM232 220V222H230L231 223V225L232 226H236V224H237V221L239 220L238 218H236L235 216H231V218H230V221ZM81 222V221H80ZM80 222H78V221H76V223H74V224H72L71 225V232H70V236H71V238L72 239H75V238H77L78 240H80V238H79V236H78V234H77V230H78V228H80V226L82 225V222L80 223ZM210 222H212V221H210ZM28 224H22V228L23 229H26L27 231H29V230H32V229H35V228H37L38 227V225H37V223H34V222H27ZM233 223H235V225H233ZM78 224H81L79 227H77L76 225H78ZM108 225V226H107ZM230 224H228V225H226V227L227 226H229ZM230 225V226H231ZM77 227V228H76ZM229 228V227H228ZM231 228V227H230ZM233 228V227H232ZM232 231L234 230V229H231ZM231 230L229 231V230H227L228 231V233H224L225 235H227V234H229L230 232H231ZM235 230H236V228H235ZM195 233L196 234H193V233H191L188 237H189V240H192V241H198L199 242V244H189V248L192 250H196L197 248H199V247H201V248H203L204 250L206 249V250H209V248H208V244H209V241L211 240V239H214L212 236H211V234H210V231H209V228L208 227H206V226H204L203 224H199L198 225V231L196 232L195 231ZM217 235V234H216ZM219 235V234H218ZM23 235H21L20 237H22ZM215 236V235H214ZM217 237V236H216ZM1 238V237H0ZM3 239V238H2ZM48 240V239H47ZM47 240L45 241V245H49V243L47 242ZM49 241V240H48ZM71 242V241H70ZM73 242V241H72ZM103 242V243H102ZM72 244V245H71ZM99 244V245H98ZM243 244H245V245H243ZM252 244V243H251ZM26 248L21 252V257L23 258V259H26L27 258V256L25 255V254H27V251L29 250V248H34V249H37V248H40L41 247V243H40V240H39V238L37 237V236H33L30 240H27V242H26ZM71 245V246H70ZM74 245V246H73ZM67 246H70V247H67ZM73 246V247H72ZM237 247V248H236ZM235 247V249H236V251L234 250V249H232L230 252L231 253H236V258L235 257H232L231 258V260H230V262H231V264H246L248 261V263L249 264H257L256 262H257V259H253V257H255V256H253L252 258H250V256H249V252H250V250H251V248L248 246V242H247V244L246 243H242V242H238V244H237V246ZM242 247V248H241ZM70 249V250H69ZM238 249V250H237ZM72 250V251H71ZM249 250V251H248ZM70 251V252H69ZM248 251V252H247ZM179 252V253H178ZM178 252H177V255L174 257V259L176 258V259H180L181 261V264H195L194 263V260L196 259V260H198V261H204L205 260V256H204V253H203V251H198V252H194V253H192V254H190L189 255V257L187 258V257H185V253H183L181 250H178ZM240 252V253H239ZM242 253H243V257L246 255V254H248V255H246L245 257H244V260H243V262L241 261V262H239L240 260H239V258H241V255H242ZM73 255V256H72ZM84 256V257H83ZM232 256V255H231ZM249 256V257H248ZM61 258V259H60ZM64 258L66 259V260H64ZM250 258V259H249ZM176 259H175V262H174V264H178L177 263V261H176ZM246 259V260H245ZM35 257L34 256H31V257H29V259L27 258L26 260H25V262H24V264H33L34 262H35ZM254 260H256V262L254 261ZM67 261V262H66ZM247 261V262H246ZM63 262H65V263H63ZM239 262V263H238ZM255 262V263H254ZM247 263V264H248ZM173 264V263H172Z\"/></svg>",
    "mask_w": 264,
    "mask_h": 264
},
{
    "label": "snow or ice",
    "instance_id": "6c2138e0",
    "mask_svg": "<svg viewBox=\"0 0 264 264\" xmlns=\"http://www.w3.org/2000/svg\"><path fill=\"white\" fill-rule=\"evenodd\" d=\"M261 264H264V261H261Z\"/></svg>",
    "mask_w": 264,
    "mask_h": 264
}]
</instances>
